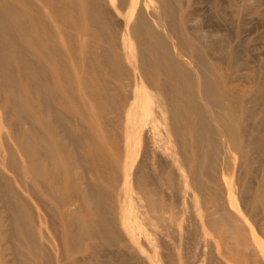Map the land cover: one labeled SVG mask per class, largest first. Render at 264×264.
Returning <instances> with one entry per match:
<instances>
[{"label":"bare ground","instance_id":"bare-ground-1","mask_svg":"<svg viewBox=\"0 0 264 264\" xmlns=\"http://www.w3.org/2000/svg\"><path fill=\"white\" fill-rule=\"evenodd\" d=\"M260 6L0 0V264H264Z\"/></svg>","mask_w":264,"mask_h":264},{"label":"rangeland","instance_id":"rangeland-1","mask_svg":"<svg viewBox=\"0 0 264 264\" xmlns=\"http://www.w3.org/2000/svg\"><path fill=\"white\" fill-rule=\"evenodd\" d=\"M260 1H264V0H260ZM262 10H264V6H260L259 7V11L261 12ZM259 11H258V15H254V16H251L250 18H252L253 17V19H254V22H259L260 24L259 25H261V27L258 29V30H256L257 31V33H255V31L252 33V32H250V30H248L249 28H250V26L249 25H247V27H246V29H247V34H248V38H249V41H250V46H251V48H253V49H255L256 50V47H258V50H261V49H263L264 50V37H262V38H260V39H258L259 41H255L256 39L254 38V35H258V34H262V36H264V16H261L260 14H259ZM263 18V19H262ZM261 20V21H260ZM234 28V25L233 26H231V29H233ZM235 30V29H234ZM234 40V39H233ZM258 50H256V52H258ZM249 55V57H250V59H253V57H252V52L251 53H249L248 54ZM251 65H253V64H251L250 63V66ZM248 69V68H247ZM246 69V70H247ZM245 70V71H246ZM235 75V74H234ZM237 204H239V202H237ZM177 205H178V207H176V209L175 210H183L184 212L182 213V218L183 219H186V218H188L189 217V215H190V213H191V211H192V207L190 206V204H188V203H186V201H183V203H177ZM180 207V208H179ZM185 207V208H184ZM188 209H187V208ZM244 208V207H243ZM252 214H253V216H250L251 217V219H252V221H250L251 223H252V225H257L259 222H262L263 220H264V211H263V209L262 210H260V211H251L250 209H248ZM140 213H137V216H138V219L139 220H141V217H140ZM260 225V229L264 232V222L263 223H259ZM147 225H149V224H147ZM147 225H145L144 224V220H142V226L144 227V228H146V227H148L149 228V230H151V231H154V230H156L153 226H151V227H149V226H147ZM146 226V227H145ZM261 227H263V228H261ZM254 229L255 230H257V228L256 227H254ZM261 231V232H262ZM259 233H260V231H259ZM259 239H258V241L259 242H261L262 244H263V246H264V237H263V235H260L259 234ZM148 238H150L152 241H154V233H150V235H149V237ZM53 240L56 242V240L53 238ZM172 240H176V239H174V238H172ZM143 241V240H142ZM142 241H141V243H142ZM185 241V240H184ZM183 241V243H182V245L180 246V248L181 249H176L175 251V253H174V255H172V256H169L168 257V259H170L171 260V258H172V262H173V264H186V262H188L189 264H210V262H209V258L207 257V255H206V257L204 258V256L201 258V253H200V251L196 248V246L195 245H193L192 243H190V241H187V242H184ZM143 248H145V249H147V247H145L144 245H143ZM161 251V250H160ZM207 251H208V249H206L204 252H206L207 253ZM147 254H148V256H150V257H152L153 258V255H156L154 252L152 253V250H147ZM77 257H78V260L81 262V263H83V264H103L104 263V261L105 260H107V259H105L104 257H102V256H97V257H94V258H91V257H88V258H86V257H84V255H82V254H78V255H76ZM194 256V257H193ZM223 256V258L228 262V263H232V264H241V263H245V261H243V260H239L238 259V256L236 255V254H233V253H230V254H227L226 253V251L224 252V254L222 255ZM221 256V257H222ZM233 256H235V257H233ZM57 256L56 255H54L53 254V256H52V260H51V264H56V260H57V258H56ZM80 258V259H79ZM83 258V259H82ZM142 257L141 256H138V258L136 259L137 260V262L138 261H140V259H141ZM176 258V259H175ZM154 259V261H149L148 259V263L147 264H168L167 262H166V258H162L161 257V260L159 259V257H158V261H159V263H157L158 261H157V259H155V258H153ZM95 260V261H94ZM236 261H238V262H236ZM249 261H251V260H249ZM248 261V262H249ZM209 262V263H208ZM241 262V263H240ZM246 264V263H245ZM250 264H253L252 263V261L250 262Z\"/></svg>","mask_w":264,"mask_h":264}]
</instances>
